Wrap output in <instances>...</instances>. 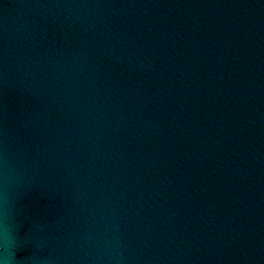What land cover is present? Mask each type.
I'll use <instances>...</instances> for the list:
<instances>
[{
    "label": "water",
    "instance_id": "water-1",
    "mask_svg": "<svg viewBox=\"0 0 264 264\" xmlns=\"http://www.w3.org/2000/svg\"><path fill=\"white\" fill-rule=\"evenodd\" d=\"M7 264H264V0H0Z\"/></svg>",
    "mask_w": 264,
    "mask_h": 264
},
{
    "label": "clouds",
    "instance_id": "clouds-1",
    "mask_svg": "<svg viewBox=\"0 0 264 264\" xmlns=\"http://www.w3.org/2000/svg\"><path fill=\"white\" fill-rule=\"evenodd\" d=\"M11 241L9 240L8 234L4 227L0 225V246L8 247ZM0 264H7V261L4 259H0Z\"/></svg>",
    "mask_w": 264,
    "mask_h": 264
}]
</instances>
